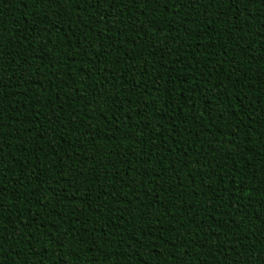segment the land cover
I'll use <instances>...</instances> for the list:
<instances>
[{"label":"trees","instance_id":"1","mask_svg":"<svg viewBox=\"0 0 264 264\" xmlns=\"http://www.w3.org/2000/svg\"><path fill=\"white\" fill-rule=\"evenodd\" d=\"M0 264H264V0H0Z\"/></svg>","mask_w":264,"mask_h":264}]
</instances>
